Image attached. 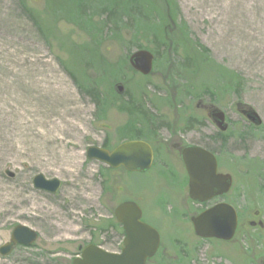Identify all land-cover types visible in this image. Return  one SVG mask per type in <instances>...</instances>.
Returning <instances> with one entry per match:
<instances>
[{
    "label": "rangeland",
    "instance_id": "374dc122",
    "mask_svg": "<svg viewBox=\"0 0 264 264\" xmlns=\"http://www.w3.org/2000/svg\"><path fill=\"white\" fill-rule=\"evenodd\" d=\"M176 2L177 20L162 23L165 37L184 28L186 44L207 48L210 63L239 75V86L219 87L217 70L186 69L184 47L165 48L160 37L133 42L127 30L104 26V17L83 29L52 13L46 0H0V247L17 225L39 234L32 245L0 254V264H72L88 244L120 252L125 235L114 210L124 200L135 201L160 234L161 248L147 264H235L236 248L247 244L241 234L227 244L194 234L190 217L218 199L189 198L180 156L187 145L215 153L220 172L233 176L223 200L235 206L243 229L257 210L264 217V0ZM92 46L96 56L87 51ZM138 46L155 57L146 77L129 64ZM119 84L123 93L144 95L154 115L151 134L136 123L155 161L144 174L120 170L107 191L100 171L108 166L86 151L125 138L118 129L130 120L116 107ZM213 109L225 113L227 131L211 120ZM244 110L256 111L262 124L249 122ZM37 174L59 179V190L36 189ZM257 234L255 248H262Z\"/></svg>",
    "mask_w": 264,
    "mask_h": 264
},
{
    "label": "water",
    "instance_id": "95a60500",
    "mask_svg": "<svg viewBox=\"0 0 264 264\" xmlns=\"http://www.w3.org/2000/svg\"><path fill=\"white\" fill-rule=\"evenodd\" d=\"M154 54L146 49L134 51L129 57L130 66L146 76L151 74L154 64ZM119 93H123V85H117ZM247 119L259 126L262 120L254 110H244ZM210 116L221 131H226V115L220 109H213ZM86 156L90 160H98L107 166L123 168L131 173L148 171L154 161V151L151 145L141 139L127 140L114 149L108 150L99 146L87 148ZM182 161L188 174V195L198 203H205L227 193L232 186L229 174L218 172L215 155L209 150L190 145L181 152ZM7 174H14L7 171ZM36 189L56 193L61 181L57 178L47 179L43 174L33 178ZM142 209L132 200L118 204L114 210L116 220L125 232L123 248L120 252H110L101 246L89 244L79 247L81 255L72 264H146L155 255L160 245L159 232L151 225L142 221ZM194 232L201 238L231 240L236 232L238 216L235 208L228 203H216L191 218ZM38 239V233L25 225H17L9 242L0 247L2 256L9 255L17 245L30 246Z\"/></svg>",
    "mask_w": 264,
    "mask_h": 264
},
{
    "label": "trees",
    "instance_id": "16d2710c",
    "mask_svg": "<svg viewBox=\"0 0 264 264\" xmlns=\"http://www.w3.org/2000/svg\"><path fill=\"white\" fill-rule=\"evenodd\" d=\"M49 9L54 14H59V17L68 18L77 26H85L83 29L94 28V21L96 18L104 17V22H101L104 26L111 27L113 32H118L120 28H123L132 35L133 42L144 36L150 35L155 40L158 37L162 38L161 42L164 46L170 48L171 45H181L184 47V67L191 70L193 73L201 75L204 72L209 73L214 71H220L221 78L224 83L219 86L215 84V88L224 87V89L232 88L233 85L239 86L240 76L236 73L225 69L222 66H218L214 63H210L209 50L203 45L198 46L190 43L186 44L187 35L184 28H178L179 32L173 36L165 37V25L162 23H170L172 20L176 21V15L178 13L176 0H46ZM60 1V2H59ZM35 21L38 22V16H35ZM41 27L42 22H38ZM168 25V24H166ZM87 28V29H88ZM119 35V34H118ZM192 45V46H191ZM138 49L142 47L138 46ZM88 53L96 56L97 50L94 46L88 50ZM127 59V58H126ZM109 66V65H107ZM133 70V69H132ZM134 71V70H133ZM136 72V71H135ZM72 75V74H71ZM73 76V75H72ZM146 77V76H144ZM75 81L76 78L72 77ZM85 81V80H84ZM235 85V86H236ZM238 89V88H237ZM96 95H99L97 91H94ZM94 95V94H93ZM100 98V96H98ZM118 97L117 109L121 112H126L129 116V122L123 127L119 128V143L126 138L142 139L147 138L142 134V129L138 128L136 121H139L143 125L147 134H151V130L148 127L153 128L154 115L151 109L146 106L144 95L134 97L126 90L124 93L116 96ZM98 98V100H99ZM109 104H112L113 100ZM114 103V102H113ZM105 104V103H104ZM106 105V104H105ZM103 107V106H100ZM143 121V122H142ZM126 130V133L123 131ZM122 136V137H121ZM118 143V144H119ZM104 148L110 149L105 144ZM120 169H112L109 167H103L100 171L104 178V188L107 191L112 189V177L119 172Z\"/></svg>",
    "mask_w": 264,
    "mask_h": 264
},
{
    "label": "flooded vegetation",
    "instance_id": "af4514ba",
    "mask_svg": "<svg viewBox=\"0 0 264 264\" xmlns=\"http://www.w3.org/2000/svg\"><path fill=\"white\" fill-rule=\"evenodd\" d=\"M216 158H217V156H216ZM181 161H182V159H181ZM217 161H218V167H219L218 158H217ZM184 168H185V166H184ZM185 171H186V169H185ZM218 171L220 172V170H218ZM172 177L173 176H171V179H172ZM173 179H174V177H173ZM232 179H233V176H232ZM185 182H186V184L188 186L189 182H188L187 172H186V180H185ZM233 183H234V180H233ZM232 188H233V185H232ZM232 188L227 194H224V195H222L220 197L215 198V199H218L217 202H226L223 199L225 198V196H227L232 191ZM226 203H229V202H226ZM229 204L235 208L234 205H232L231 203H229ZM235 210H236L237 215H238V225H237L236 233H235L234 237L231 240H220V241H224V242H226V244L227 243H231L232 241H234L236 239L237 236H239V234H241V236L243 238L242 241L244 243H247V244L245 245V247L244 246H242V247L238 246L239 248H236L239 251V256L237 258L232 257L231 258L232 261L235 264H264V217L262 218L261 212L259 210H257L256 213H254L251 216V218L246 220V222H245L246 224L244 223L245 227H246V230H244L243 229V225H242L241 220H240V217H239V212L237 211L236 208H235ZM193 216H195V215H193ZM193 216L190 217V221H191V218ZM191 224H192V222H191ZM149 225H151V224H149ZM192 227H193V225H192ZM193 231H194V229H193ZM257 233H261L262 234V239H261V244H260L262 246V248H255V246H256L255 243H257V242L259 243V241H260V239H259L260 237L258 236ZM194 234H195V232H194ZM198 238H200V237H198ZM160 239H161V237H160ZM200 239H202V238H200ZM235 246H237V245H235ZM158 248L159 249H158V251H157L155 256H157V254H158V252H159V250L161 248V242H160V245H159Z\"/></svg>",
    "mask_w": 264,
    "mask_h": 264
}]
</instances>
